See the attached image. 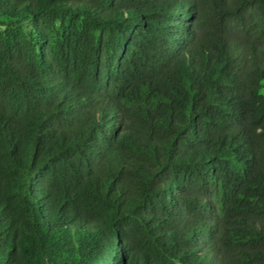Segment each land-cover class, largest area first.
Instances as JSON below:
<instances>
[{
  "label": "trees",
  "instance_id": "obj_1",
  "mask_svg": "<svg viewBox=\"0 0 264 264\" xmlns=\"http://www.w3.org/2000/svg\"><path fill=\"white\" fill-rule=\"evenodd\" d=\"M88 3L0 0V264H264V0H196L191 13L175 4L167 11L183 17L171 22L141 10L132 73L169 46L182 76L148 103L129 96L121 144L132 157L115 149L93 168L74 114L54 128L38 116L43 104L105 110L80 93L52 99L48 84L89 58ZM174 185L210 203L184 192L171 205ZM76 215L89 222L78 231Z\"/></svg>",
  "mask_w": 264,
  "mask_h": 264
},
{
  "label": "clouds",
  "instance_id": "obj_2",
  "mask_svg": "<svg viewBox=\"0 0 264 264\" xmlns=\"http://www.w3.org/2000/svg\"><path fill=\"white\" fill-rule=\"evenodd\" d=\"M184 5L189 12L195 10L196 0H141L139 10L130 9L125 4H111L109 0H89L85 16L97 19V24L91 26L88 21L86 39L94 47L89 51V58L81 68L74 70L69 77L49 79L52 99L60 93H80L85 97H94L105 101V110L91 116L86 110L75 108L63 109L57 105H40L38 116L45 123L44 128H54L57 123V116L70 117L75 115L71 122L78 124L85 134H90L84 151L89 154L90 168L97 167L113 154L115 149L122 150V139L130 124L128 106L129 96L137 92L145 97V103L154 100L159 93L171 88L182 73L177 65L179 52L176 49L166 46L163 51L154 52L150 57L152 64H146L139 75H134L128 66L133 58L132 47L136 45V36L141 31L146 17L140 12L144 9L158 11L152 21H175L181 19L183 13L175 11L172 15L167 10H173V5ZM162 13H159V12ZM37 54L43 66L50 70L53 61L45 56L46 48L38 46ZM61 57L59 51L56 54ZM157 77V80L152 79ZM135 108H133L134 110ZM212 129L209 128V131ZM8 131L4 120H0V143L7 137ZM43 145L51 150V141L42 134ZM156 149V148H155ZM122 152L132 157L125 150ZM1 154V149H0ZM170 198L172 204H179L180 196L186 192L189 200L198 201L202 204H209L210 196L204 197L195 195L188 187L179 188L174 185ZM179 210L182 204L175 207ZM41 211L45 217L51 216V210L41 205ZM177 210H175L176 212ZM89 222L79 215L68 221V228L78 231L80 227ZM2 264H5L4 262Z\"/></svg>",
  "mask_w": 264,
  "mask_h": 264
}]
</instances>
